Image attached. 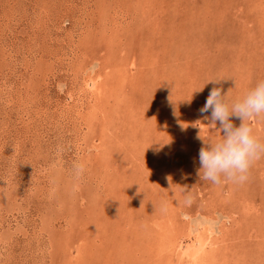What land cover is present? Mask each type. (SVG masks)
I'll list each match as a JSON object with an SVG mask.
<instances>
[{
	"label": "rangeland",
	"instance_id": "rangeland-1",
	"mask_svg": "<svg viewBox=\"0 0 264 264\" xmlns=\"http://www.w3.org/2000/svg\"><path fill=\"white\" fill-rule=\"evenodd\" d=\"M262 79L264 0H0V264H264V157L197 171Z\"/></svg>",
	"mask_w": 264,
	"mask_h": 264
},
{
	"label": "clouds",
	"instance_id": "clouds-1",
	"mask_svg": "<svg viewBox=\"0 0 264 264\" xmlns=\"http://www.w3.org/2000/svg\"><path fill=\"white\" fill-rule=\"evenodd\" d=\"M221 78H213L209 82H219ZM198 88L197 90H202ZM196 90V91H197ZM229 91V90H228ZM228 91L221 87H213L206 103L200 109L207 113L211 109V124L216 127L219 122L222 135H198L203 146L199 151L198 174L200 179L213 184L221 183L223 179L243 182L255 161L264 157V140L254 131L249 119L254 115L264 113V79L256 82L242 97L232 99ZM193 95L185 99L191 102ZM239 117L241 123L237 126L231 119ZM76 176L83 174L85 166L76 163ZM169 180L171 181L170 177Z\"/></svg>",
	"mask_w": 264,
	"mask_h": 264
},
{
	"label": "bare ground",
	"instance_id": "bare-ground-1",
	"mask_svg": "<svg viewBox=\"0 0 264 264\" xmlns=\"http://www.w3.org/2000/svg\"><path fill=\"white\" fill-rule=\"evenodd\" d=\"M193 251V250H192ZM194 253V252H193ZM202 254V253H201ZM192 255V254H191Z\"/></svg>",
	"mask_w": 264,
	"mask_h": 264
}]
</instances>
